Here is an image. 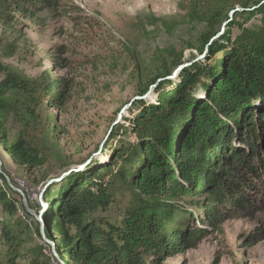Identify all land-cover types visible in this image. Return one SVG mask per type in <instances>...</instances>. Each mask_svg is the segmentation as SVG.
Instances as JSON below:
<instances>
[{"label": "trees", "instance_id": "trees-1", "mask_svg": "<svg viewBox=\"0 0 264 264\" xmlns=\"http://www.w3.org/2000/svg\"><path fill=\"white\" fill-rule=\"evenodd\" d=\"M66 2L0 0V14L34 19L49 11L59 17L68 13ZM239 6L248 4L240 0ZM263 8L260 27L245 28L238 19L247 22L255 14L236 12L211 43L228 16L222 11L203 15L205 60L182 69L171 82L165 78L182 61L170 58L164 73L152 81L161 80L154 89L156 103L133 102L138 113L111 134L114 138L120 133L124 139L119 138L108 161L71 173L44 192V236L64 264H162L207 235L222 234L224 220L264 212ZM234 28L239 30L235 37ZM0 73L5 75L0 98L11 94L26 106L25 131L38 120L35 106L41 97L53 94L50 98L64 103L63 79L40 89L1 64ZM6 109L7 103L0 100V111ZM24 146L19 136L5 147L18 166L45 163ZM121 189L136 203L119 223H111L103 214ZM0 204L10 217L18 210L29 215L23 203L9 199L1 187ZM13 223L0 222V264H50L41 249L24 247L20 222ZM38 235L41 238L40 229Z\"/></svg>", "mask_w": 264, "mask_h": 264}, {"label": "rangeland", "instance_id": "rangeland-1", "mask_svg": "<svg viewBox=\"0 0 264 264\" xmlns=\"http://www.w3.org/2000/svg\"><path fill=\"white\" fill-rule=\"evenodd\" d=\"M239 1L67 0L68 13L59 17H52L49 11L34 19L0 14V64L40 89L61 79L67 85L62 105L50 98L53 94L38 100V120L27 131L23 130L24 103L11 94L0 98L8 105V109L0 111V174L22 192L34 213L25 215L18 210L10 217L0 204V222L11 226L20 222L25 248L41 249L44 258L55 264L51 248L38 235L36 220L41 204L46 209L43 195L52 185L44 189L47 182L88 159V166L108 161L119 138L124 139L120 133L114 138L111 134L138 113L132 104L140 100L133 101L134 98L145 96L142 100L146 104L156 103L154 89L161 80L156 84L152 81L164 73L170 58L179 57L181 64H188L185 68L205 60L201 38L207 27L203 15L225 12L228 20L219 24V36L227 25L224 22L235 15L230 16L232 7L239 15L246 13L243 10L255 14L247 22L238 19L245 28L260 27L259 10L264 0H244L246 8L239 6ZM232 31L233 37L239 34L237 28ZM175 70L176 67L168 77ZM179 73L168 80L176 82ZM4 76L0 73V81ZM142 91L146 92L140 96ZM19 136L24 149H32L44 159L42 166H18L11 159L5 147L14 144ZM0 187L6 189L9 199L22 202V197L8 190L1 178ZM135 203L130 192L121 189L114 194V203L103 217L119 223ZM221 230L222 234H209L162 264H264V212L224 220Z\"/></svg>", "mask_w": 264, "mask_h": 264}, {"label": "water", "instance_id": "water-1", "mask_svg": "<svg viewBox=\"0 0 264 264\" xmlns=\"http://www.w3.org/2000/svg\"><path fill=\"white\" fill-rule=\"evenodd\" d=\"M234 12H236V11H234V10L231 11V12H230V16H232V14H234ZM227 23H228V22H224L223 25L225 26ZM218 36H219V34H217V35H215L214 37H212V38L210 39V43L212 42V41H211L212 39H216ZM210 43H209V44H210ZM209 44H208V45H209ZM205 50H206V52H207V48H205ZM187 65H188V64H186V63L181 64V65H180L179 67H177L176 70L172 73V76H171V77H167L166 79H172V78H174V77H175V76H176V75H177V74H178L183 68H185ZM144 98H145V96H144V97H136V98L133 99V101H134V100H142V99H144ZM128 106H130V104H129ZM126 108H127V107H125V108L123 109V111H124ZM100 150H101V148L99 149L98 153L100 152ZM90 163H91V159H88V160H86L83 164L78 165L76 168H71V169H69L68 171H66L65 173L61 174L60 177H59L58 179H51V180H49V181L47 182V184L45 185L44 189H45L46 187H48L49 185L53 184V183H58V182H60L64 177L70 175L71 173H78V172L83 171V170H84V169H85ZM2 175H3V174H2ZM3 177H4V179L6 180V183H7V185L9 186V188H10L13 192L18 193V194L22 197V203H23V205H24L25 211H26L29 215L34 216V213L32 212V210H30V209L28 208V206H27V204H26V202H25V199H24V197H23V195H22V192H21L19 189L14 188V187L11 185V183L9 182L8 178H7L5 175H3ZM44 189H43L42 193L44 192ZM42 193H41V195H42ZM41 195H40V197H41ZM41 207H42V210H41L39 216H37V217L35 216V217H36V220L40 223V235H41V238H42V240L44 241V243L48 244V245L51 247L52 255H53V257L59 262V264H64V263L61 261V259L59 258V256L56 254L54 244H53L51 241H49V240L44 236V232H43V226H44V223H43V221H42V219H41V216H42V214H43V211H44L45 205H44V204H41Z\"/></svg>", "mask_w": 264, "mask_h": 264}]
</instances>
